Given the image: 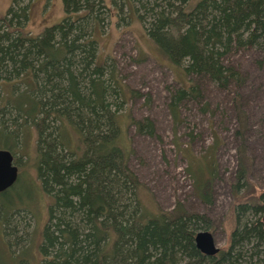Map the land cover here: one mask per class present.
Returning a JSON list of instances; mask_svg holds the SVG:
<instances>
[{
	"label": "trees",
	"instance_id": "obj_1",
	"mask_svg": "<svg viewBox=\"0 0 264 264\" xmlns=\"http://www.w3.org/2000/svg\"><path fill=\"white\" fill-rule=\"evenodd\" d=\"M35 1L12 0L0 17V148L10 150L18 163V155L30 158L26 143L35 141L31 178L53 200L40 264H176V252L197 249L186 227L191 218L181 204L158 212L145 205V185L129 166L125 124L150 135L155 124L121 114L139 93L125 84L113 58H101L100 36L112 18L127 28L135 21L143 25L164 60L187 79L170 96L178 122L182 104L202 97L192 76L225 88L234 73L209 47L203 55L202 41L218 44L222 30L235 31L241 23L255 25L249 40L258 30L264 36V0H226L228 10L223 6V13L208 17L211 28L204 25L207 0H62L63 19L34 34L29 23ZM206 157L191 159L188 167L198 183L212 171ZM19 181L20 176L0 192V224L8 245L15 237L28 242L18 236L16 218L32 212L7 202ZM258 226H246V237L263 239ZM200 259L220 262L205 254Z\"/></svg>",
	"mask_w": 264,
	"mask_h": 264
},
{
	"label": "rangeland",
	"instance_id": "obj_2",
	"mask_svg": "<svg viewBox=\"0 0 264 264\" xmlns=\"http://www.w3.org/2000/svg\"><path fill=\"white\" fill-rule=\"evenodd\" d=\"M225 1L207 0L205 26L211 28L213 21L209 24L208 17L220 15L223 6L228 10ZM11 4L12 0H0V17ZM63 16L62 0H36L29 29L38 33ZM254 27V23H241L238 31L222 30L218 44L202 41L203 55L209 54V47L215 60L234 73L225 88L208 77L192 76L200 83L202 97L182 104L178 122L169 108L170 96L186 78L164 60L143 25L135 21L127 28L112 18L100 36L101 58H113L125 84L139 93L129 99L121 114L135 120L149 118L155 124L153 135L125 124L132 150L129 166L145 185L144 203L153 212L171 211L181 204L184 215L191 218L186 219V227L192 229L197 249L176 252V264H208L200 259L204 254L195 240L204 230L213 234L220 248L216 264H264V237L254 234L257 231L246 237L244 232L246 226L257 228L259 223L264 229V36L258 30L254 40H249ZM26 146L30 158L18 155L20 183L7 202L22 204L32 212L33 216L22 211L16 218L18 236L24 235L28 242L15 237L8 245L0 224V264H40L42 259L40 244L53 200L31 178L35 176L34 139ZM202 155L213 166L205 181L198 183L188 167L191 159Z\"/></svg>",
	"mask_w": 264,
	"mask_h": 264
},
{
	"label": "water",
	"instance_id": "obj_3",
	"mask_svg": "<svg viewBox=\"0 0 264 264\" xmlns=\"http://www.w3.org/2000/svg\"><path fill=\"white\" fill-rule=\"evenodd\" d=\"M18 178L19 167L14 163L13 153L8 149L0 148V192L13 186ZM195 240L197 247L207 256H216L220 251L210 231H199Z\"/></svg>",
	"mask_w": 264,
	"mask_h": 264
},
{
	"label": "bare ground",
	"instance_id": "obj_4",
	"mask_svg": "<svg viewBox=\"0 0 264 264\" xmlns=\"http://www.w3.org/2000/svg\"><path fill=\"white\" fill-rule=\"evenodd\" d=\"M15 163V162H14ZM12 187V186H11Z\"/></svg>",
	"mask_w": 264,
	"mask_h": 264
}]
</instances>
